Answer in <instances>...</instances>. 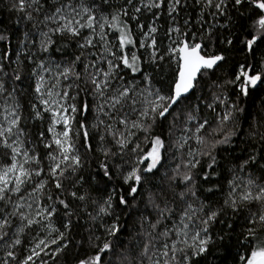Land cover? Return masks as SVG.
<instances>
[{
    "label": "snow or ice",
    "instance_id": "6c2138e0",
    "mask_svg": "<svg viewBox=\"0 0 264 264\" xmlns=\"http://www.w3.org/2000/svg\"><path fill=\"white\" fill-rule=\"evenodd\" d=\"M0 13V264H264V0Z\"/></svg>",
    "mask_w": 264,
    "mask_h": 264
},
{
    "label": "trees",
    "instance_id": "16d2710c",
    "mask_svg": "<svg viewBox=\"0 0 264 264\" xmlns=\"http://www.w3.org/2000/svg\"><path fill=\"white\" fill-rule=\"evenodd\" d=\"M0 20L7 22V13H0Z\"/></svg>",
    "mask_w": 264,
    "mask_h": 264
}]
</instances>
